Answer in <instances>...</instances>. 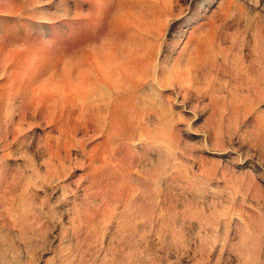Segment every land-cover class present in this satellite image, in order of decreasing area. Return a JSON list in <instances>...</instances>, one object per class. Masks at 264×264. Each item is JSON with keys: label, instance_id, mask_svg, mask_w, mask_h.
Instances as JSON below:
<instances>
[{"label": "rangeland", "instance_id": "1", "mask_svg": "<svg viewBox=\"0 0 264 264\" xmlns=\"http://www.w3.org/2000/svg\"><path fill=\"white\" fill-rule=\"evenodd\" d=\"M0 264H264V0H0Z\"/></svg>", "mask_w": 264, "mask_h": 264}]
</instances>
